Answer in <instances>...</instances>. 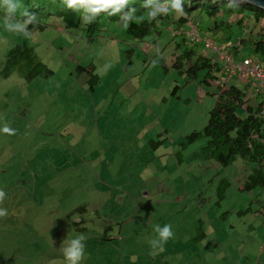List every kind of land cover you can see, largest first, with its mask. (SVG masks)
<instances>
[{
	"label": "rangeland",
	"instance_id": "1",
	"mask_svg": "<svg viewBox=\"0 0 264 264\" xmlns=\"http://www.w3.org/2000/svg\"><path fill=\"white\" fill-rule=\"evenodd\" d=\"M179 17L160 24L156 48L129 39L119 22L101 21L91 43L88 24L64 31L43 17L47 29L26 39L0 22V128L15 133L0 132L8 213L0 264H65L63 241L78 234L86 237L80 264H264V190H241L254 166L206 161L205 139L182 145L207 124L218 96L202 84L207 71L193 81L170 68L183 43ZM190 21L210 35L212 20ZM261 26L233 28L232 43ZM16 46L33 49L54 76L27 83L16 69L4 78ZM222 180L230 184L223 199ZM169 224L172 238L152 255L155 226ZM200 228L205 238L195 240Z\"/></svg>",
	"mask_w": 264,
	"mask_h": 264
},
{
	"label": "trees",
	"instance_id": "2",
	"mask_svg": "<svg viewBox=\"0 0 264 264\" xmlns=\"http://www.w3.org/2000/svg\"><path fill=\"white\" fill-rule=\"evenodd\" d=\"M22 2L28 11L36 16V24L29 25L31 32H44L47 29V26L40 21L43 17L56 18L55 22L64 31L79 29L83 25V9L78 11L68 9L61 0H22ZM143 3L144 0H133L125 11L135 8L137 10L135 16L144 17L146 10L141 7ZM2 4L3 0H0V5ZM195 14L213 21L207 30L216 43L217 40L213 32H220L223 36L221 41L223 43L221 44H230V49L235 55L239 54L238 52L243 48L247 49L246 55L255 56L264 62V11L245 3L227 0H184V14L177 20L179 27L183 28L187 25L190 18ZM175 15V13L161 15L157 20L151 22L147 17L136 19L130 22L126 35L138 44L146 43L156 48V40L162 37L160 24L162 22L174 24L173 17ZM0 16H3L2 11H0ZM232 18H236L234 24L228 22ZM17 19H22V17L18 14ZM103 20L118 23L120 17L119 15L108 16L101 13L93 23L86 27L89 43L93 41V36ZM249 21L254 23V27L262 25L258 35L256 37H242L238 40V44L232 43V38L229 35L231 30L236 27L241 31ZM199 29L202 31L200 26ZM149 37L153 38L147 42L146 39ZM181 40L183 43H176L175 45L179 54L175 57L170 68L177 70L180 74H186L193 81L197 80L200 72L207 71L202 84L211 86L212 82L219 77V66L213 64L201 51L200 44L189 45L183 36H181ZM133 52V49L128 50L129 56H133ZM16 69H20L27 83L38 78L48 80L54 76V72L37 58L34 50L26 46H16L7 53L1 75L7 79ZM78 69L85 70L82 67H78ZM216 96H218V103L210 111L207 124L201 131H195L187 136L186 143L182 145L187 147L205 139L206 143L202 147V154L206 161L215 162L223 168L230 167L238 161L253 165L254 169L250 170L241 190L244 192H252L255 189L264 190V116L261 111L263 110L262 102L257 103L246 98L245 90L234 86L216 93ZM240 110H244L245 114L240 115ZM229 187L230 184L226 180L220 182L219 198L225 197ZM82 210L86 211L85 209ZM260 210L264 216V203H262ZM112 224L104 231L102 241L110 240L109 233L114 230V224ZM198 233L195 240L205 238L202 228L198 230Z\"/></svg>",
	"mask_w": 264,
	"mask_h": 264
},
{
	"label": "clouds",
	"instance_id": "3",
	"mask_svg": "<svg viewBox=\"0 0 264 264\" xmlns=\"http://www.w3.org/2000/svg\"><path fill=\"white\" fill-rule=\"evenodd\" d=\"M61 2L68 9L77 11L83 9V25L93 23L101 13H105L108 16L119 15V23L125 29L129 27L130 22L136 19L147 17L149 22H151L157 20L161 15L175 13L179 17L184 14V0H144V3L141 5L146 10L144 17H136L135 13L137 10L135 8L125 11L133 0H61ZM0 11L3 12V16H0V22H2V26L6 32L31 39L32 32L29 30V25L36 24L37 20L36 16L30 13L24 6L22 0H3V4L0 5ZM18 14L22 19H17ZM108 67L110 65H105L104 70L106 71ZM217 92L219 93V91ZM0 132L8 135L15 134L14 130L7 125L0 128ZM5 195V192L0 190V202L4 200ZM7 214L6 209L0 208V218L6 217ZM155 232L157 233V237L150 242L153 249L152 255L163 252L164 245L173 236L170 224L163 227L159 225L155 226ZM85 239L84 234H78L75 238L63 241L61 250L65 264H80L84 254ZM65 244L67 246H64Z\"/></svg>",
	"mask_w": 264,
	"mask_h": 264
},
{
	"label": "built area",
	"instance_id": "4",
	"mask_svg": "<svg viewBox=\"0 0 264 264\" xmlns=\"http://www.w3.org/2000/svg\"><path fill=\"white\" fill-rule=\"evenodd\" d=\"M185 37L189 45L200 44L203 53L217 64L220 74L212 82V87L222 92L234 86L245 90L246 98L254 102H262L264 116V62L255 56L235 55L230 49V44L216 43L213 37L205 35L199 29V23L191 21L185 25L179 33ZM233 82L235 84H233Z\"/></svg>",
	"mask_w": 264,
	"mask_h": 264
},
{
	"label": "water",
	"instance_id": "5",
	"mask_svg": "<svg viewBox=\"0 0 264 264\" xmlns=\"http://www.w3.org/2000/svg\"><path fill=\"white\" fill-rule=\"evenodd\" d=\"M227 1L245 3L247 5H251L253 7H256L258 9L264 11V0H227Z\"/></svg>",
	"mask_w": 264,
	"mask_h": 264
},
{
	"label": "crops",
	"instance_id": "6",
	"mask_svg": "<svg viewBox=\"0 0 264 264\" xmlns=\"http://www.w3.org/2000/svg\"><path fill=\"white\" fill-rule=\"evenodd\" d=\"M177 23V22H176ZM177 25H178V23H177ZM213 34H214V36H215V39L217 40V42H219V43H223V42H221L222 41V39H223V36H222V34H220V32H213ZM145 45H148V46H151V45H149V44H146L145 43ZM152 47V46H151ZM153 48V47H152ZM201 51H202V49H201ZM211 87H212V85H211ZM215 91H216V89H214ZM217 92V91H216ZM218 93V92H217ZM212 95H214V94H212Z\"/></svg>",
	"mask_w": 264,
	"mask_h": 264
}]
</instances>
